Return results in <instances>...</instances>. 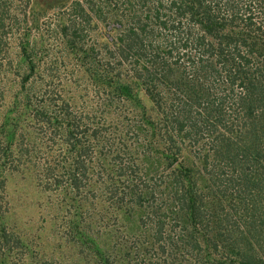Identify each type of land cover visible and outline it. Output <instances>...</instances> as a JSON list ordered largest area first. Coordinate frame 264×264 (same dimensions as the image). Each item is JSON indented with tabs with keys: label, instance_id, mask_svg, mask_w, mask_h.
I'll return each instance as SVG.
<instances>
[{
	"label": "trees",
	"instance_id": "trees-1",
	"mask_svg": "<svg viewBox=\"0 0 264 264\" xmlns=\"http://www.w3.org/2000/svg\"><path fill=\"white\" fill-rule=\"evenodd\" d=\"M0 58L64 264H264V0H0Z\"/></svg>",
	"mask_w": 264,
	"mask_h": 264
},
{
	"label": "rangeland",
	"instance_id": "rangeland-1",
	"mask_svg": "<svg viewBox=\"0 0 264 264\" xmlns=\"http://www.w3.org/2000/svg\"><path fill=\"white\" fill-rule=\"evenodd\" d=\"M47 18L52 19L51 14L42 17V21L46 20L48 24ZM42 29H45L43 24L39 31L33 30L31 36L41 34ZM45 42L44 51L38 50L39 60L43 63L55 58L63 61L57 54L54 38L46 36ZM8 44L11 45L12 60H17L14 39L9 38ZM53 75L56 80H69L63 68ZM1 82L0 77V121L17 91L10 92ZM55 84L61 86L59 81ZM35 139L38 148L44 139L38 135ZM59 201L58 197L43 190L32 163L8 167L3 172L0 177V264L3 260L6 264H64L62 239L66 234L67 215L59 209Z\"/></svg>",
	"mask_w": 264,
	"mask_h": 264
}]
</instances>
